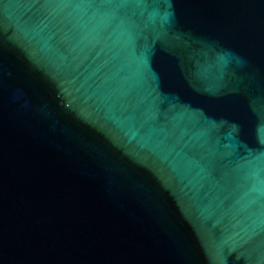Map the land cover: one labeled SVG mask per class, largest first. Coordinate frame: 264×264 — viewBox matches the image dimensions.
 Instances as JSON below:
<instances>
[{"label": "water", "instance_id": "1", "mask_svg": "<svg viewBox=\"0 0 264 264\" xmlns=\"http://www.w3.org/2000/svg\"><path fill=\"white\" fill-rule=\"evenodd\" d=\"M0 264H264V0H0Z\"/></svg>", "mask_w": 264, "mask_h": 264}, {"label": "snow or ice", "instance_id": "2", "mask_svg": "<svg viewBox=\"0 0 264 264\" xmlns=\"http://www.w3.org/2000/svg\"><path fill=\"white\" fill-rule=\"evenodd\" d=\"M101 2H103V0H101Z\"/></svg>", "mask_w": 264, "mask_h": 264}]
</instances>
